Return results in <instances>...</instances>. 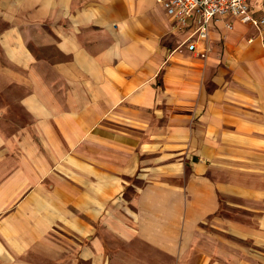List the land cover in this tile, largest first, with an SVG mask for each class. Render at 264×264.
Returning a JSON list of instances; mask_svg holds the SVG:
<instances>
[{
  "label": "crops",
  "instance_id": "0c3cea01",
  "mask_svg": "<svg viewBox=\"0 0 264 264\" xmlns=\"http://www.w3.org/2000/svg\"><path fill=\"white\" fill-rule=\"evenodd\" d=\"M12 17L34 131L32 162L0 169V264H99L100 228L182 256L208 218L264 222V28L216 21L201 55L159 0H16Z\"/></svg>",
  "mask_w": 264,
  "mask_h": 264
},
{
  "label": "rangeland",
  "instance_id": "374dc122",
  "mask_svg": "<svg viewBox=\"0 0 264 264\" xmlns=\"http://www.w3.org/2000/svg\"><path fill=\"white\" fill-rule=\"evenodd\" d=\"M16 10V0H0V169L24 166L27 152H32V141H25L26 136L33 134L32 114L21 102L28 90L23 71H18L15 57L8 55L9 47L2 44V30L11 25L12 14ZM4 17V18H3ZM10 53V52H9ZM31 156V154H30ZM77 167V165H73ZM2 176L0 174V180ZM125 191H122V197ZM223 211L226 207L222 204ZM8 211L6 208L0 216ZM233 216L239 215L238 210L231 211ZM219 213V211H218ZM217 213V214H218ZM244 230L232 229L217 218L216 225L210 224L209 218L202 223L205 228L200 244L182 256L158 254L151 247L141 245L143 254H137L139 242L128 243L114 238L102 228L106 255L99 264H264V222L256 220L258 215H242ZM77 224V223H76ZM73 223V246L79 247L81 242L76 236L77 225ZM99 223L93 222L88 238L83 241L92 244L91 237L100 234ZM63 230H57L59 233ZM64 240V239H62ZM205 252L204 254H202ZM45 256L34 255L33 260L39 262ZM47 263V259L43 264ZM73 264H95L91 255H82L80 249H74Z\"/></svg>",
  "mask_w": 264,
  "mask_h": 264
},
{
  "label": "built area",
  "instance_id": "2783aa9c",
  "mask_svg": "<svg viewBox=\"0 0 264 264\" xmlns=\"http://www.w3.org/2000/svg\"><path fill=\"white\" fill-rule=\"evenodd\" d=\"M175 26L187 28V47L206 55L209 32L216 21L232 27L239 20L257 30L264 28V0H159ZM252 38H250L251 40Z\"/></svg>",
  "mask_w": 264,
  "mask_h": 264
}]
</instances>
